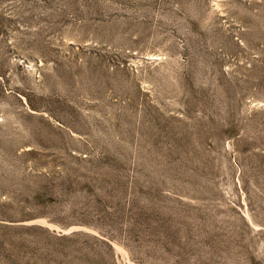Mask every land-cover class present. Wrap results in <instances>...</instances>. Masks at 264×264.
I'll list each match as a JSON object with an SVG mask.
<instances>
[{
    "label": "rangeland",
    "instance_id": "obj_1",
    "mask_svg": "<svg viewBox=\"0 0 264 264\" xmlns=\"http://www.w3.org/2000/svg\"><path fill=\"white\" fill-rule=\"evenodd\" d=\"M0 264H264V0H0Z\"/></svg>",
    "mask_w": 264,
    "mask_h": 264
}]
</instances>
